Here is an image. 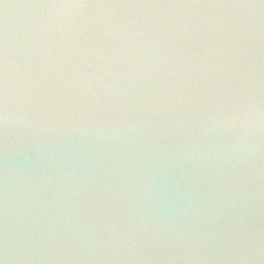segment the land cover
Wrapping results in <instances>:
<instances>
[{"label":"water","instance_id":"95a60500","mask_svg":"<svg viewBox=\"0 0 264 264\" xmlns=\"http://www.w3.org/2000/svg\"><path fill=\"white\" fill-rule=\"evenodd\" d=\"M0 264H264V0H0Z\"/></svg>","mask_w":264,"mask_h":264}]
</instances>
